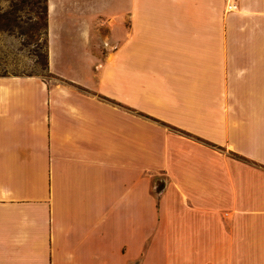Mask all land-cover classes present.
<instances>
[{
  "label": "crops",
  "instance_id": "0c3cea01",
  "mask_svg": "<svg viewBox=\"0 0 264 264\" xmlns=\"http://www.w3.org/2000/svg\"><path fill=\"white\" fill-rule=\"evenodd\" d=\"M47 16L51 78L0 75V264H264V0Z\"/></svg>",
  "mask_w": 264,
  "mask_h": 264
},
{
  "label": "rangeland",
  "instance_id": "374dc122",
  "mask_svg": "<svg viewBox=\"0 0 264 264\" xmlns=\"http://www.w3.org/2000/svg\"><path fill=\"white\" fill-rule=\"evenodd\" d=\"M62 58L80 61L83 56L65 52ZM47 63L46 0H0V75L50 79Z\"/></svg>",
  "mask_w": 264,
  "mask_h": 264
},
{
  "label": "built area",
  "instance_id": "2783aa9c",
  "mask_svg": "<svg viewBox=\"0 0 264 264\" xmlns=\"http://www.w3.org/2000/svg\"><path fill=\"white\" fill-rule=\"evenodd\" d=\"M227 12H234L238 8V0H224Z\"/></svg>",
  "mask_w": 264,
  "mask_h": 264
},
{
  "label": "trees",
  "instance_id": "16d2710c",
  "mask_svg": "<svg viewBox=\"0 0 264 264\" xmlns=\"http://www.w3.org/2000/svg\"><path fill=\"white\" fill-rule=\"evenodd\" d=\"M46 17H47V34H48L47 0H46ZM47 66H48V63H47Z\"/></svg>",
  "mask_w": 264,
  "mask_h": 264
}]
</instances>
